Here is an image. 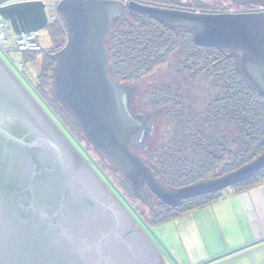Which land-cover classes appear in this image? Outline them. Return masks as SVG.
<instances>
[{
    "label": "water",
    "instance_id": "95a60500",
    "mask_svg": "<svg viewBox=\"0 0 264 264\" xmlns=\"http://www.w3.org/2000/svg\"><path fill=\"white\" fill-rule=\"evenodd\" d=\"M58 1L66 41L52 54L50 94L91 148L129 182L138 201L153 211L152 198L178 208L264 169L263 154L224 176L167 189L137 153L145 150L158 113H133L136 89L113 77L107 52L116 21L127 20L128 13L145 15L191 31L197 47L231 50L244 79L264 96V11L195 14L135 0ZM227 1L264 9V0ZM0 16L17 36L50 25L42 0H0ZM132 229L140 257L167 264L0 57V264H69L70 257L75 264H83L84 257L92 264V252L85 250L92 247L112 264L108 241L125 240Z\"/></svg>",
    "mask_w": 264,
    "mask_h": 264
},
{
    "label": "rangeland",
    "instance_id": "374dc122",
    "mask_svg": "<svg viewBox=\"0 0 264 264\" xmlns=\"http://www.w3.org/2000/svg\"><path fill=\"white\" fill-rule=\"evenodd\" d=\"M181 3L183 6L198 3L199 8L202 6V8L215 11L232 9V4L227 0H181ZM250 6L245 8H250ZM136 28L138 29L139 26ZM147 31L151 35L150 40L159 44L158 52L155 56L153 55L152 60L163 55V63L154 68L150 74L143 71L141 80L131 83H123L118 80L120 84L136 89L131 100V110L134 114L148 116L158 113L154 119L151 137L145 142L147 152L145 154L137 152L138 155L143 159H156L162 154H172L171 161L174 165L171 163V169L178 174L186 175L192 170V146L198 145L199 141L202 142L203 140L199 134H204L211 144L223 147L225 152L235 154L241 150L243 148L242 141L238 140V135L235 134L236 129L232 128L231 123L228 120L218 123L208 113L211 103L227 94L224 88L225 84L221 79L222 73L218 74L212 71V62L219 59V56L209 58L207 51L191 46L185 31L177 30L172 36L159 27H153L152 24H149ZM38 44L42 51L55 52L58 47L65 44V41L53 42L49 32L43 30L38 39ZM0 57L51 118L84 163L135 221L136 225L147 234L161 252L163 250L162 254L167 263L190 264L181 254L172 255L162 246L159 236H161L160 233L164 228L152 230L143 223L144 220L148 222L154 220L159 214L165 212L167 207L162 206L157 199L152 198V205L155 209L153 211L138 201L131 194L130 185L127 181L107 165L86 143L84 138L70 133L49 106L45 104L38 93L40 76L42 75V58L39 57L30 63H26L23 58L25 64L20 70L19 65H15L1 48ZM15 59L20 61V55H15ZM50 84L52 85V81ZM50 89V86L45 88L48 97H51ZM202 145L207 146L205 142ZM208 148L215 155L228 159L224 152L219 153L211 146ZM178 161L182 163L178 164ZM220 173L221 171H218L214 176ZM230 191L232 188L223 191V195ZM171 226L168 225V228ZM243 258L240 259L241 262H234V264H245L244 261L247 257ZM221 259L223 258L221 257ZM260 261L264 263L263 260ZM232 263L225 262L223 264ZM249 264L255 263L251 261Z\"/></svg>",
    "mask_w": 264,
    "mask_h": 264
},
{
    "label": "trees",
    "instance_id": "16d2710c",
    "mask_svg": "<svg viewBox=\"0 0 264 264\" xmlns=\"http://www.w3.org/2000/svg\"><path fill=\"white\" fill-rule=\"evenodd\" d=\"M137 1L140 4L141 1L150 2L147 0ZM150 3L158 7L180 6L177 0L151 1ZM127 16V20H118L114 23V27L111 29L107 41L111 72L117 81L119 80L123 83L141 80L143 71L150 74L154 71V68L164 61L163 55L159 56L158 59L152 60L153 55L155 56L158 52L159 44L150 40L151 35L147 31L149 24H152L153 27H159V29L166 31L167 34L172 36L177 31L145 15L128 13ZM138 26L139 28L137 29L136 27ZM47 31L53 42L59 40H62V42L66 41V31L61 19L51 23ZM124 31H127V33H124ZM189 35L187 33L186 37L190 45L194 47L192 38ZM63 46L58 47L57 50ZM199 48L207 51L209 58L219 56V59L212 62V71L218 74L222 73L221 79L227 91L225 97L219 98L211 103L208 113L218 123L228 120L232 128L236 129L235 134L238 135V140L242 141L243 148L235 154L225 152L223 147L211 144L205 138L204 134H199L203 140L202 142L199 141L198 145L192 146V170L186 175L178 174L171 169L172 167L170 166L172 164L174 165L171 161L172 154H162L156 157V159L142 158L154 172L156 178L169 190H177L212 178L224 176L251 163L264 154V96L244 79L237 65V58L231 54V51ZM53 53L51 51H42L39 53L25 54L23 58L26 60V63L34 62L39 57L42 58V75L40 76V87L38 88L39 95L64 127L70 133L83 139V135L73 120L52 96L48 97L45 91L46 87H51V74L55 65L52 59ZM204 142L207 146L202 145ZM86 143L88 142L86 141ZM210 146L214 147L219 153L224 152L228 159L215 155L208 148ZM137 152L145 154L147 150H138ZM181 163V161H178V164ZM218 171H221V173L214 176ZM127 183L129 184L128 181ZM263 184L264 169L249 180L234 186L232 191L235 193L245 192ZM130 190L131 194L134 195L131 185ZM222 198L223 192L189 199L183 202L178 208L167 207L165 212L159 214L154 220H150L149 222L154 225H159L181 215L209 206ZM161 205L164 206L163 204Z\"/></svg>",
    "mask_w": 264,
    "mask_h": 264
},
{
    "label": "crops",
    "instance_id": "0c3cea01",
    "mask_svg": "<svg viewBox=\"0 0 264 264\" xmlns=\"http://www.w3.org/2000/svg\"><path fill=\"white\" fill-rule=\"evenodd\" d=\"M143 223L152 230L164 228L159 236L162 246L190 264H234L243 257L245 264H264L260 261H264V184L245 192L230 191L209 206L159 225ZM142 233L167 262L163 250Z\"/></svg>",
    "mask_w": 264,
    "mask_h": 264
},
{
    "label": "flooded vegetation",
    "instance_id": "af4514ba",
    "mask_svg": "<svg viewBox=\"0 0 264 264\" xmlns=\"http://www.w3.org/2000/svg\"><path fill=\"white\" fill-rule=\"evenodd\" d=\"M135 1H137V0H135ZM177 1H179L178 5H180V6H166V7H162V8L181 10V11L191 12V13H195V14H247V13H259V12L264 11V9H261L259 7H255V6L254 7L250 6V8H245L246 6L235 7L233 4H232V9L224 10V11H215V10H209V9H207L205 7L202 8V6L199 8V4L198 3L195 4V5L192 4L190 6H188V5L187 6H185V5L183 6L182 3H181V0H177ZM141 4L153 6L152 3L146 2V1H141ZM155 7H158V6H155ZM160 24H162V23H160ZM162 25H164V24H162ZM164 26H166V27H168L170 29H174V30L185 31V32L189 33L191 35V38H192V32L187 30V29L171 28V27H169L167 25H164ZM229 51H231V50H229ZM107 52H108V48H107ZM231 54L234 55L237 58V62H238L237 65L239 67V59H238V57L235 54H233L232 51H231ZM108 56H109V53H108ZM109 59H110V57H109ZM110 69H111V61H110ZM239 70H240V68H239ZM242 76H243V74H242ZM135 92L133 93L132 97L130 98V106H131V100H132ZM130 229H131V227H130ZM134 233L135 232H134L133 229L130 230L127 233V236H126L125 240H120V238H118V237L113 239L111 242H109L107 240L108 243L111 245V250L109 251L110 254H109L108 257L112 261V264H113V262H115L116 264H149V260L151 258V255H150V257H149V255L148 256L144 255V257H143L144 260L140 257V255L138 254V250L136 248V244L132 240V235ZM114 235H117V234H114ZM113 244H114V246H113ZM85 250L87 251V253H91L92 252V259H91L92 264H109L110 263L109 260L107 261V259H104L103 257H101L97 247L96 248L92 247V250L88 249V248H86ZM69 261H70L69 264H75L72 261V257L69 258ZM87 262H88L87 258L85 259V257H84L83 264H88Z\"/></svg>",
    "mask_w": 264,
    "mask_h": 264
},
{
    "label": "built area",
    "instance_id": "2783aa9c",
    "mask_svg": "<svg viewBox=\"0 0 264 264\" xmlns=\"http://www.w3.org/2000/svg\"><path fill=\"white\" fill-rule=\"evenodd\" d=\"M46 4V11L50 24L60 19L57 13L58 0H42ZM126 4L130 0H123ZM41 31L17 36L13 33L10 23L0 16V48L12 60L15 65H19L21 70L24 67L23 56L30 53L42 52L38 44ZM15 55H20L21 60L15 59Z\"/></svg>",
    "mask_w": 264,
    "mask_h": 264
}]
</instances>
